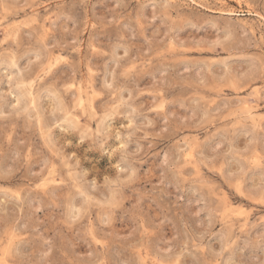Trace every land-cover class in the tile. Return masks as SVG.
I'll list each match as a JSON object with an SVG mask.
<instances>
[{"label": "rangeland", "instance_id": "1", "mask_svg": "<svg viewBox=\"0 0 264 264\" xmlns=\"http://www.w3.org/2000/svg\"><path fill=\"white\" fill-rule=\"evenodd\" d=\"M0 264H264V0H0Z\"/></svg>", "mask_w": 264, "mask_h": 264}]
</instances>
